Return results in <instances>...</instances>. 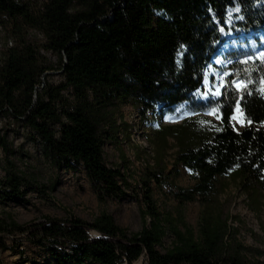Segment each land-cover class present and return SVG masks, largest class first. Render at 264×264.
<instances>
[{
  "label": "trees",
  "instance_id": "obj_1",
  "mask_svg": "<svg viewBox=\"0 0 264 264\" xmlns=\"http://www.w3.org/2000/svg\"><path fill=\"white\" fill-rule=\"evenodd\" d=\"M0 30L6 38L0 113L38 138L55 168L82 165L101 202L126 197L133 189L129 176L110 167L104 151L121 134L129 140L124 106L137 108L151 125L158 149L139 183L141 231L131 233L105 212L92 221L44 216L21 225L10 218L0 222V250L12 249L3 234L19 232L58 264H135L142 256L148 264H264V250L238 241L228 202H216L225 177L254 204L260 194L264 201V56L254 57L245 75L229 49L260 40L264 0H0ZM211 69L228 82L217 96L201 99ZM55 71L61 81L46 80ZM236 74L245 77L243 89L231 87ZM180 106L192 116L177 125L159 123ZM170 138L177 144L174 171L165 161ZM0 146L11 153L4 136ZM178 165L195 183L172 194L177 207L161 209L153 184L164 186ZM29 183L11 171L0 180V196L24 197ZM194 201L201 204L195 228L183 209ZM168 233L173 245L162 253L158 247Z\"/></svg>",
  "mask_w": 264,
  "mask_h": 264
},
{
  "label": "rangeland",
  "instance_id": "obj_2",
  "mask_svg": "<svg viewBox=\"0 0 264 264\" xmlns=\"http://www.w3.org/2000/svg\"><path fill=\"white\" fill-rule=\"evenodd\" d=\"M260 40L251 38L246 44L230 45L235 53L233 60H239V72L251 74L254 57L261 59L264 56V33ZM41 38V37H40ZM6 38L0 30V52L4 47ZM50 60L57 62L55 55L47 54ZM229 64V62H226ZM46 80L55 83L61 81L58 71L51 72ZM228 80L211 69L207 73L204 88L200 93L201 99H207L209 94L217 96ZM236 82H242L247 86L244 75L236 74L232 79L231 87L237 88ZM122 119L130 126L129 140L124 135L119 136L117 144L106 142L104 151L106 161L110 167L122 169L129 176V183L133 189H128V195L124 198H105L98 200L97 194L90 183L87 172L82 165L74 168H55L44 154L42 142L33 136L27 128L14 122L12 115L0 113V136H4L8 142L10 152H6L0 146V180H5L11 171L21 173L30 180L29 185L22 191L24 197L9 199L0 196V222H8L10 218L24 225L31 222H41L44 216L53 218H70L77 216L85 221H92L101 214L112 215L116 223L131 233L142 229V208L140 179L145 176L148 165H153L158 150L151 142L152 128L141 120L138 109L134 106H124ZM191 115V110L186 106H180L159 118L163 125H177ZM205 116L212 118L211 112ZM150 120L152 117H149ZM237 128L245 125L243 113L237 108L234 116ZM168 148L165 152V161L168 171H174L173 163L177 151L176 141L168 140ZM178 172L164 186L153 184L154 197L161 209L164 206L174 209L177 203L172 194L179 187L190 188L194 185V179L190 170L178 165ZM217 204L227 203L232 211L233 219L230 224L238 230L237 239L246 246L264 250V201L260 194L259 202L253 203L248 193L230 177L221 180L217 191ZM187 222L195 228L201 214V204L198 201L184 206ZM93 235H98L93 231ZM9 250H0V264H58L46 247H39L27 239L26 234L14 232L13 235L3 234ZM173 237L170 233L165 235L162 245L158 249L164 253L173 245ZM264 261V257L262 258ZM135 264H148L146 256H142Z\"/></svg>",
  "mask_w": 264,
  "mask_h": 264
},
{
  "label": "snow or ice",
  "instance_id": "obj_3",
  "mask_svg": "<svg viewBox=\"0 0 264 264\" xmlns=\"http://www.w3.org/2000/svg\"><path fill=\"white\" fill-rule=\"evenodd\" d=\"M236 86L237 88L246 87V85H244L242 82H236Z\"/></svg>",
  "mask_w": 264,
  "mask_h": 264
}]
</instances>
